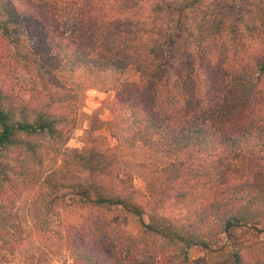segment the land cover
<instances>
[{
    "label": "trees",
    "instance_id": "trees-1",
    "mask_svg": "<svg viewBox=\"0 0 264 264\" xmlns=\"http://www.w3.org/2000/svg\"><path fill=\"white\" fill-rule=\"evenodd\" d=\"M73 3L67 30L53 0H0V39L12 68L29 76L0 80V264H27L55 218L71 264H187L190 247L209 248L196 224L209 219L229 244V264H244L236 231L264 218V0ZM4 65L0 57V75ZM81 68L102 85L110 73L115 145L65 146L80 95L51 78L67 83ZM135 146L148 155L135 158ZM186 149L193 154L178 156ZM134 169L158 198L208 191L194 223L144 221L130 198ZM36 184L61 195L21 208ZM112 206L139 219L138 229L101 214Z\"/></svg>",
    "mask_w": 264,
    "mask_h": 264
},
{
    "label": "rangeland",
    "instance_id": "rangeland-1",
    "mask_svg": "<svg viewBox=\"0 0 264 264\" xmlns=\"http://www.w3.org/2000/svg\"><path fill=\"white\" fill-rule=\"evenodd\" d=\"M57 6V18L62 25L69 30L74 22V3L73 0H53ZM0 57L5 64L4 69L8 70L7 74L1 73V79H6L8 76L16 75L21 80H27L28 74L22 70H14L12 68L10 56L7 53V48L4 42L0 39ZM83 68L76 69L73 74L68 77L67 83L60 81L58 77H52L51 83L60 89H75L80 95V102L76 110V126L67 140V147H82L91 145H115L116 139L111 136L108 129V122L112 120L113 114L106 106V98L112 96V91L106 90L108 81L110 80V73L103 78L105 84L102 85L101 78H96L91 74L84 72ZM95 82L92 86L90 83ZM98 120L99 127L92 130L91 126L99 124L95 122ZM101 136L96 138L97 136ZM136 147V148H135ZM133 148L134 157L142 159L148 155L147 150L135 146ZM193 154V149H186L179 153L178 156L186 158ZM158 159L156 157L149 158V161ZM132 193L131 199L138 206L142 208V219L147 221L151 214H160L178 221L180 224L185 223L190 225L194 223V210L203 201L208 200V191H199L192 196L185 199L177 200L174 198H158L156 192L150 195L145 180L142 177L141 171L133 170L132 173ZM227 174L225 167H221L219 181L225 182ZM38 183V182H37ZM35 184V183H34ZM34 185L33 188L27 190L26 196L22 197L20 201L21 208L30 209L33 199L38 198L40 202L44 200H51L55 202L61 195V189L48 188L41 184ZM43 185V186H42ZM58 209L57 205H53L52 210L55 212ZM59 211V209H58ZM104 217L112 222H117L124 226L127 230L136 231L140 226V221L131 213L125 211L121 207H108L100 211ZM56 219V218H55ZM53 219L48 230L47 244L43 248H30L26 254L25 262L27 264H71L72 256L70 254L68 244L57 238L55 233L57 221ZM259 222L253 229L251 227H242L236 231L233 238L241 245V252L244 264H264V218L259 217ZM217 222L209 219L196 224L202 226L206 232V240L209 243L207 251L196 246L189 248V260L187 264H229L230 260L227 255L229 248L222 235H217L214 230L217 227ZM216 234V235H215Z\"/></svg>",
    "mask_w": 264,
    "mask_h": 264
}]
</instances>
